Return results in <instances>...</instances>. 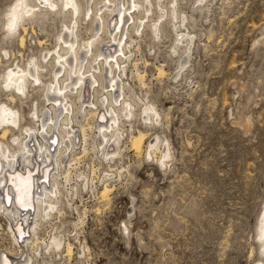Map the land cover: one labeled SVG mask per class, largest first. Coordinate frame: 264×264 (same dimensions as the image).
I'll list each match as a JSON object with an SVG mask.
<instances>
[{"label":"rangeland","instance_id":"rangeland-1","mask_svg":"<svg viewBox=\"0 0 264 264\" xmlns=\"http://www.w3.org/2000/svg\"><path fill=\"white\" fill-rule=\"evenodd\" d=\"M21 1L0 0V111L7 105L23 117L21 128H39L31 118L47 108L43 91L25 98L4 85L13 69L53 51L63 20L25 16L13 31L12 11ZM170 1L163 0L167 8ZM178 11L186 18L183 32L194 37L191 50L175 53L176 33L165 23L159 39L148 29L128 39L121 79L141 106L126 121L112 161L94 149L97 129L82 120L89 142L79 138L81 147L64 157L71 179L62 196L66 211L39 231L56 245L38 247L33 264H264V0H179ZM89 32L82 29L79 40L88 41ZM44 66L48 85L51 65ZM149 103L157 114L152 122L140 111ZM2 125L0 145L15 148L19 128L3 138ZM138 132L148 136L141 154L132 146ZM152 140L158 143L151 147ZM105 186L112 191L104 199ZM9 225L0 210V253L17 257L24 250L27 258L31 252L15 246Z\"/></svg>","mask_w":264,"mask_h":264},{"label":"bare ground","instance_id":"bare-ground-1","mask_svg":"<svg viewBox=\"0 0 264 264\" xmlns=\"http://www.w3.org/2000/svg\"><path fill=\"white\" fill-rule=\"evenodd\" d=\"M205 1L198 0V3L202 5ZM159 3L153 4L152 0H36V4L30 5L28 1L22 0L13 9L9 24L13 31L18 30L21 21H26L25 16L30 20L31 17H60L63 30L56 47L42 61L32 59L27 68L13 69L5 82L19 97L29 98L36 90L43 91L47 103L43 113L40 114L36 109L31 118L40 123L39 128H21L23 117L7 105H2L3 110L0 111V120L4 125L3 138L13 128L20 130V135L13 140L15 148L7 149L0 145V210L10 221L8 230L15 246L19 250L24 248L31 252L26 259H23L24 250L17 257L7 254L10 264H33L34 253H39L38 247H55V243L47 244L45 238L41 239L39 231L55 214L61 215L64 211L63 191L65 184L71 181L69 173L65 172L66 168L64 170V157L80 145L79 138L82 137L81 143L89 142L90 133L88 135L83 119L92 123L87 125L91 130L94 126L97 129L93 140L94 149L97 148L105 160L112 161L118 155L117 146L121 143L122 129L126 121L133 122L136 107L140 105L126 94L121 79L126 72L122 64L126 63L123 59L128 56V39L134 38L131 35L134 33L142 37L148 29L159 39L165 23L176 33L175 53L179 49H185V53L191 50L194 37L182 30L186 18H181L179 14V0H171L170 8L163 0ZM155 5L160 12L157 17H154ZM86 20L91 25L83 28ZM27 26L23 24L22 27V46H25ZM82 29L92 33L88 41L79 40ZM44 63L51 65L48 85L43 78L49 66H44ZM159 72L160 75L164 74L162 69ZM140 111L146 122H152L157 117L151 103L144 104ZM154 114L156 116L153 118ZM6 120L8 123H5ZM147 137L143 132L132 136V146L137 154L142 153ZM156 142L152 140L149 145L152 147ZM113 147L114 150L111 149ZM159 150L157 148L156 151ZM166 155L170 158L169 152L166 151ZM111 191L109 186H105L101 196L108 198ZM260 240L264 254V219ZM67 244L66 251L71 256L73 246L70 242Z\"/></svg>","mask_w":264,"mask_h":264},{"label":"snow or ice","instance_id":"snow-or-ice-1","mask_svg":"<svg viewBox=\"0 0 264 264\" xmlns=\"http://www.w3.org/2000/svg\"><path fill=\"white\" fill-rule=\"evenodd\" d=\"M9 80L11 82V78H9ZM4 87L8 88L9 84L4 85ZM5 123H8V121L6 120ZM0 130H2V129H0ZM168 158L169 157L167 155H165L164 159L167 160ZM21 239H23V237H21ZM23 259H26V257ZM0 264H10V260H9V257L7 256V254H0Z\"/></svg>","mask_w":264,"mask_h":264}]
</instances>
